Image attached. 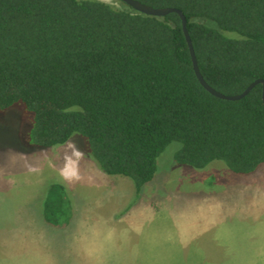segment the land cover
<instances>
[{
	"label": "trees",
	"instance_id": "trees-1",
	"mask_svg": "<svg viewBox=\"0 0 264 264\" xmlns=\"http://www.w3.org/2000/svg\"><path fill=\"white\" fill-rule=\"evenodd\" d=\"M139 1L184 12L215 89L239 94L264 79V0ZM117 2L0 0V112L22 104L29 116L21 151L74 139L102 171L131 179L136 199L175 142L178 165L222 161L249 174L264 164L263 85L239 100L216 97L196 75L178 13L155 16ZM44 218L70 224L62 183L50 186Z\"/></svg>",
	"mask_w": 264,
	"mask_h": 264
},
{
	"label": "rangeland",
	"instance_id": "rangeland-1",
	"mask_svg": "<svg viewBox=\"0 0 264 264\" xmlns=\"http://www.w3.org/2000/svg\"><path fill=\"white\" fill-rule=\"evenodd\" d=\"M18 107L19 118L14 108L0 112V264H264V164L249 174L222 161L178 165L175 142L140 198L131 179L105 173L85 152L81 179L69 184L56 169L70 141L22 152L29 116ZM57 182L72 205L61 228L44 218Z\"/></svg>",
	"mask_w": 264,
	"mask_h": 264
},
{
	"label": "water",
	"instance_id": "water-1",
	"mask_svg": "<svg viewBox=\"0 0 264 264\" xmlns=\"http://www.w3.org/2000/svg\"><path fill=\"white\" fill-rule=\"evenodd\" d=\"M123 1L126 2L128 5H130L131 7H133L135 10L146 13V14L155 15V16H165L169 13L176 12L181 16L182 22H183V29L185 32V36H186L188 46H189V49L191 52L192 60H193L194 70L196 72V75H197L200 83L210 93H212L216 97L226 99V100H239V99L244 98L246 95H248L256 85L261 83L263 85L262 96H263V102H264V79L260 78V79L255 80L243 92H241L239 94H233V95H228V94H225V93L215 89L205 80V78H204V76L200 70L197 55H196L195 48H194V44H193L191 35H190L188 27H187V18L181 9L174 8V7H153L149 4H145V3L141 2L139 0H123Z\"/></svg>",
	"mask_w": 264,
	"mask_h": 264
},
{
	"label": "clouds",
	"instance_id": "clouds-1",
	"mask_svg": "<svg viewBox=\"0 0 264 264\" xmlns=\"http://www.w3.org/2000/svg\"><path fill=\"white\" fill-rule=\"evenodd\" d=\"M81 113H83V109H78ZM68 111V110H66ZM84 152L82 149L78 147L75 140L72 139L67 144V149L63 153V163L62 165L56 169L58 176L61 180L66 183H75L81 179L80 172V162L83 159ZM48 166L51 168H55V165L51 160L48 161ZM35 169H30V171H34Z\"/></svg>",
	"mask_w": 264,
	"mask_h": 264
}]
</instances>
